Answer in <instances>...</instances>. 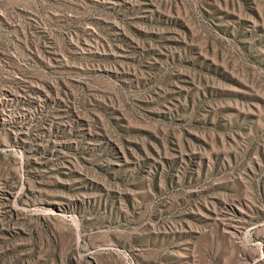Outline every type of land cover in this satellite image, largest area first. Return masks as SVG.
Here are the masks:
<instances>
[{
  "label": "rangeland",
  "instance_id": "1",
  "mask_svg": "<svg viewBox=\"0 0 264 264\" xmlns=\"http://www.w3.org/2000/svg\"><path fill=\"white\" fill-rule=\"evenodd\" d=\"M0 264H264V0H0Z\"/></svg>",
  "mask_w": 264,
  "mask_h": 264
}]
</instances>
